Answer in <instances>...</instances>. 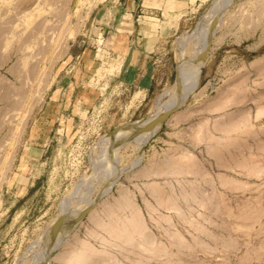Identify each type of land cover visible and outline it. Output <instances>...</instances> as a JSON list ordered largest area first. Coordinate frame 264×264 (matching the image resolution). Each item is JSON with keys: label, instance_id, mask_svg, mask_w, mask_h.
<instances>
[{"label": "rangeland", "instance_id": "obj_1", "mask_svg": "<svg viewBox=\"0 0 264 264\" xmlns=\"http://www.w3.org/2000/svg\"><path fill=\"white\" fill-rule=\"evenodd\" d=\"M232 1L0 0V264H264V0Z\"/></svg>", "mask_w": 264, "mask_h": 264}, {"label": "bare ground", "instance_id": "obj_2", "mask_svg": "<svg viewBox=\"0 0 264 264\" xmlns=\"http://www.w3.org/2000/svg\"><path fill=\"white\" fill-rule=\"evenodd\" d=\"M231 1L232 0H221V2H223L224 4H227V3H231ZM233 2V1H232ZM228 5V4H227ZM220 7H221V5H220ZM222 7H224V6H222ZM216 8V10H217V6L215 7ZM219 8V7H218ZM215 10V9H214ZM218 11V10H217ZM222 11V10H221ZM212 12H213V10H212ZM216 12V11H215ZM217 15H218V12H217ZM216 14H215V16H217ZM208 17V16H207ZM211 17H212V15H211ZM214 17V16H213ZM210 18L211 20L213 19L214 20V18ZM208 20H209V18H208ZM210 21V20H209ZM208 21V22H209ZM211 23H212V21H211ZM210 23V24H211ZM206 25V24H205ZM214 29V28H213ZM206 30V29H205ZM211 31H213V30H211ZM208 33V32H207ZM212 34V33H211ZM188 38V37H187ZM202 38V37H201ZM212 39V38H211ZM205 43H206V40H205ZM198 45H200V44H198ZM180 46V45H179ZM205 48V47H204ZM201 49V48H200ZM204 51H205V49H203L202 51H201V53L199 54V58H196V59H194L193 61H192V63L191 64H189V65H187L185 62H183L182 64H181V66H180V68H181V73L179 74V76H178V82H177V84L175 83V86H174V88H173V90H174V93L172 94V99L170 100V102L166 105V107L164 108V112L165 113H168V112H170V111H172V110H174V109H176V108H178L179 107V103H178V101H179V98H181L182 97V101H181V103H184L186 100H187V98H188V96L193 92V91H195V89H196V87L198 86V81H199V76H200V71H201V67H202V65H201V62H199L200 61V58L202 57V55H203V53H204ZM196 53V52H195ZM197 53H198V51H197ZM183 55V54H182ZM194 55V54H193ZM181 58V57H180ZM180 60V59H179ZM182 61V60H181ZM181 100V99H180ZM263 107V106H262ZM163 109V108H162ZM161 109V110H162ZM260 109V108H259ZM159 110V109H158ZM157 110V111H158ZM263 109H261V111H262ZM158 113V112H157ZM258 114V113H257ZM156 115V114H155ZM154 116V115H153ZM161 116V115H160ZM259 116V115H258ZM162 117V116H161ZM160 117V118H161ZM148 119H149V117H148ZM156 119H158V118H156ZM155 119V121H153V122H155V123H153L152 124V127H150V128H152L151 129V131L150 130H148V131H150L151 132V134H153V132L154 131H156L157 129H158V127L160 126V124L162 123V121H163V118H161V119H159V120H156ZM150 120H151V118H150ZM149 121V120H148ZM148 121H145V122H148ZM151 122V121H150ZM138 124V123H137ZM137 124H135L136 126H137ZM144 124V123H143ZM143 124H141V125H143ZM147 124V123H146ZM133 127V126H132ZM145 127H147V126H145ZM128 128H130V126L128 127ZM134 128H135V126H134ZM138 129H139V127H138ZM137 129V130H138ZM136 130V129H135ZM140 130V129H139ZM121 131V130H120ZM142 131V130H141ZM135 132V131H134ZM138 132V131H137ZM121 133V132H120ZM140 133V132H139ZM147 134H149V133H147ZM133 134H131L130 135V137H133L132 136ZM129 137V136H128ZM129 137V138H130ZM150 137V136H149ZM140 138V137H139ZM118 139V138H117ZM128 139V138H127ZM138 139V138H137ZM142 139H144V138H142ZM149 139V138H148ZM141 140V139H140ZM145 140V139H144ZM144 140H142V142L144 141ZM119 143V142H118ZM118 143H117V145H118ZM122 143H124V142H122ZM97 167V166H96ZM150 174V173H149ZM190 201V200H189ZM201 207V206H200ZM139 234V233H138ZM141 234L142 235H144V233H142L141 232ZM141 235V236H142ZM149 235V234H148ZM145 236V235H144ZM144 236H142V237H144ZM146 237V236H145ZM144 237V238H145ZM132 238H134V237H132ZM131 238V239H132ZM153 238V237H152ZM133 240V239H132ZM144 240V239H143ZM145 241V240H144ZM152 242V241H151ZM128 243V242H127ZM142 249H144V247L142 248ZM146 250V249H145ZM149 252H151V251H149Z\"/></svg>", "mask_w": 264, "mask_h": 264}, {"label": "crops", "instance_id": "obj_3", "mask_svg": "<svg viewBox=\"0 0 264 264\" xmlns=\"http://www.w3.org/2000/svg\"><path fill=\"white\" fill-rule=\"evenodd\" d=\"M147 56V54H145Z\"/></svg>", "mask_w": 264, "mask_h": 264}]
</instances>
